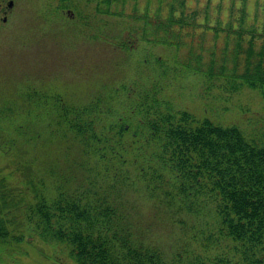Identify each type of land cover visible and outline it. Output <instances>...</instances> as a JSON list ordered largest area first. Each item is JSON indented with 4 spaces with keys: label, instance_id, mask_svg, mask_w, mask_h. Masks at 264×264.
Segmentation results:
<instances>
[{
    "label": "trees",
    "instance_id": "1",
    "mask_svg": "<svg viewBox=\"0 0 264 264\" xmlns=\"http://www.w3.org/2000/svg\"><path fill=\"white\" fill-rule=\"evenodd\" d=\"M242 5L237 29L227 27L232 33L220 49L221 63L211 51L206 72L232 89L263 91L264 41L255 50L263 33L245 26V0ZM178 6L170 4L165 18L161 8L153 20L147 13L138 17L143 23L140 37L171 45L181 44L183 35L195 36L190 28L202 27L195 25L197 12L188 13L183 0ZM214 30L216 35L219 29ZM230 34L235 36L230 39ZM115 45L120 51L130 49L127 39ZM228 53L230 68L224 56ZM240 53L242 72L236 70ZM200 54L189 48L184 59L175 56V64L200 72ZM146 62L148 73L139 68L141 62L134 79L105 81L83 103L32 88L0 107V151L12 155L17 169L25 171L24 187L31 195L20 209L0 177V247L23 239L15 233L19 213L43 242L64 245L76 264H264V143L247 138L235 124L172 108L163 99V82L180 68L159 57H153V65ZM50 150L60 155L55 162ZM37 170L51 179L35 176ZM136 180L157 204L167 200L171 212L175 197L184 200L190 213L198 211L194 198H215L219 235L212 242L223 250L212 256L168 255L151 242L124 200Z\"/></svg>",
    "mask_w": 264,
    "mask_h": 264
},
{
    "label": "rangeland",
    "instance_id": "2",
    "mask_svg": "<svg viewBox=\"0 0 264 264\" xmlns=\"http://www.w3.org/2000/svg\"><path fill=\"white\" fill-rule=\"evenodd\" d=\"M9 1L13 3L11 7H8ZM180 1L0 0V107L5 101L15 99L18 92L32 88L58 92L65 99L83 103L105 81L134 79L139 63L143 62L139 68L147 73L148 68L143 65L147 59L153 65V57L175 67L179 65L175 64V56L182 60L191 48L201 53L203 67L194 73L196 68L187 71L177 66L178 75L174 78L170 75L163 82V99L174 109L187 110L223 125L235 124L247 138L264 143V89H232L223 79L210 78L206 72L211 51L216 61L220 62L223 57L220 49L227 45L228 25L237 29L242 0H183L188 13L197 12L195 25H202L189 27L195 30V36L183 35L181 44L171 45L153 44L141 38L143 23L138 17L147 13L153 20L161 8L160 14L165 18L170 4L179 10ZM245 11V26H253L263 33L255 45L258 51L264 41V0H245ZM209 27L219 29L217 34ZM234 36L230 34V39ZM122 39L130 43L126 52L115 45ZM246 45L244 42L242 49ZM224 56L228 67H232L230 53ZM237 60L236 70L242 72L244 54L240 53ZM124 61L127 63L123 65ZM50 155L54 160L59 153L50 150ZM13 159L12 155L0 151V177L5 178L4 183L18 199V207L23 209L31 195L24 187L25 171L17 169ZM130 170L133 176L132 167ZM35 176L51 179H47L49 176L44 170H37ZM166 188L164 185L163 189ZM126 194L124 200L127 206L131 205L139 227L168 255L181 252L187 256H212L223 250L212 242L219 235L214 225L215 198L206 194L194 198L192 204L198 211L190 213L180 197L171 203L173 212L168 210L167 200L157 204L145 194L141 181L136 180V188L127 190ZM14 224L21 231L14 232L21 233L23 239L0 247V264H76L64 245L45 243L33 233L24 214L17 213Z\"/></svg>",
    "mask_w": 264,
    "mask_h": 264
},
{
    "label": "water",
    "instance_id": "3",
    "mask_svg": "<svg viewBox=\"0 0 264 264\" xmlns=\"http://www.w3.org/2000/svg\"><path fill=\"white\" fill-rule=\"evenodd\" d=\"M12 4H13L12 1H9V2H8V7H11ZM4 20H5V18H4Z\"/></svg>",
    "mask_w": 264,
    "mask_h": 264
}]
</instances>
